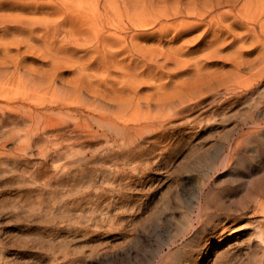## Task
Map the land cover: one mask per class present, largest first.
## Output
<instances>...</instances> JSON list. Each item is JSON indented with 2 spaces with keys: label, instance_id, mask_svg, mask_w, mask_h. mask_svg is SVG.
Instances as JSON below:
<instances>
[{
  "label": "rangeland",
  "instance_id": "1",
  "mask_svg": "<svg viewBox=\"0 0 264 264\" xmlns=\"http://www.w3.org/2000/svg\"><path fill=\"white\" fill-rule=\"evenodd\" d=\"M78 6L70 13L76 17L71 15V21L65 24L67 42L63 41L64 34L58 39L57 58L63 63L58 71L65 80L59 83L60 87L66 86L61 91L79 87L85 95L95 91L107 93L105 86L110 90L114 84L109 81L118 84L125 79L122 72L111 69L125 57L106 54V59L104 52L100 54L101 48L97 53H87L96 49L106 34L96 35L95 27L85 21L86 14L79 16L76 12ZM9 8L2 9L0 5V17L11 20L17 16L19 11ZM51 19L61 24L65 15L59 12ZM5 24L0 27L6 28ZM106 26L105 22L99 29ZM181 42L177 43L178 47ZM151 43L157 48L159 42ZM36 44L42 47L41 42ZM188 46V53L194 56L203 55L206 50L204 43ZM110 50L117 52L115 46ZM86 54L88 62L82 61ZM190 54L188 61L192 58ZM186 59L183 56L181 60ZM108 63L112 67L105 70L104 64ZM134 71L128 73L137 74ZM189 73H182L178 82L184 84ZM169 81L166 77L162 82L168 93L185 89ZM155 84L160 85V82ZM155 84H143L140 96L155 98ZM16 92H13L14 99ZM108 96L117 101L112 110L117 114L119 103L127 96L123 99L120 93ZM48 102L52 104L51 100ZM218 108L208 101L182 115L181 119L170 123L171 127L158 145L146 142L134 149L130 155L132 161L125 166L121 161L114 165L116 156H104L110 153L108 148H115L112 143H92L91 150L87 146L85 150L75 147L69 155L66 146L75 139L72 134L62 128H50L37 136L30 135L33 127L20 119L22 113H7L6 121L0 124V264H123L137 256L139 264L149 261L151 264H190L187 259L191 258V249L197 247L199 239L204 236L202 241L210 244V237L220 232H223V241H228L227 245L222 241L217 246L201 248L207 258L204 264H216L214 255L222 253L219 264H254L259 250L258 235L264 231V215L257 211L256 201L250 202L245 212L237 211L239 207L235 204L233 211L213 206L198 217L199 201L206 190L227 191L234 186L228 177L232 166L228 162L229 145L233 130L248 115L246 107L233 110L224 105ZM27 140L34 141L26 144ZM100 145L101 152H98ZM73 155L76 159L82 156L84 161L70 169L68 157ZM72 190L73 199L87 191L99 193L100 197H89L86 201L90 204L84 206L83 214L78 211V203L67 201ZM187 224L191 228H186ZM177 249L188 258H178L179 262L173 255L168 257L170 251ZM208 251H211V259Z\"/></svg>",
  "mask_w": 264,
  "mask_h": 264
},
{
  "label": "bare ground",
  "instance_id": "2",
  "mask_svg": "<svg viewBox=\"0 0 264 264\" xmlns=\"http://www.w3.org/2000/svg\"><path fill=\"white\" fill-rule=\"evenodd\" d=\"M0 5L2 9L10 7L19 11L11 20L0 17V24L11 21L5 24L6 28L0 27L3 30L0 37V124L6 121L7 113L15 112L22 113L20 119L30 122L34 131L30 135L62 128L75 138L66 146L69 155L75 147L85 150L87 146L91 150L92 143H112L115 148H108L111 151L104 156H116L114 165L121 161L125 166L132 161L130 155L134 149L146 142L158 145L171 122L205 102L216 104L218 109L224 105L233 110L246 107L248 115L233 130L229 145L228 162L232 166L228 177L233 190H206L199 201L198 217L213 206L233 211L235 204L239 207L237 211L245 212L250 202L255 201L257 211L264 215V0H61V3L59 0H7L0 1ZM75 6H78L79 16L86 14L85 21L95 27L96 35L106 34L103 42L87 53H97L101 48L104 58L106 54L125 57L114 68L109 63L104 64L105 70L112 67L127 79L118 84L109 81L117 88L112 85L109 90L105 86L107 93L95 91L85 95L79 87L61 91L66 86L60 87L59 83L65 80L58 71L63 64L62 59L57 58L58 39L60 34L65 35V24L71 21L70 16L76 17L70 15ZM58 11L65 15L61 24L51 19ZM105 22L108 26L99 29ZM64 35L63 41L67 42V34ZM155 40L159 42L157 48L151 43ZM37 42H41L42 47ZM194 43L206 45L203 55L188 53V45ZM113 46L117 52L110 50ZM189 54L192 58L188 61ZM183 56L187 57L185 61L181 60ZM87 57L86 54L82 61L88 62ZM211 64H215V68ZM219 64L222 66L216 68ZM226 67H230L229 70H225ZM129 70L137 74L131 75ZM184 72L190 73L182 84L178 81ZM166 77L170 79L168 83L173 81L176 87L181 85L185 89L168 93L166 84L162 83ZM148 82L153 85L160 82V85L155 84L157 95L151 100L140 96L142 85ZM113 93H120L122 99L127 96L119 103L117 114L112 112L117 101L107 98ZM30 141L25 143L31 144ZM99 147L98 152H101V145ZM68 158L70 169L84 161L82 156ZM71 195H74L73 190L67 201L78 203L80 212L90 204L86 201L89 197H100L99 193L90 191L81 193L78 199ZM82 212L85 214V210ZM186 228L191 225L187 224ZM222 237L223 232L213 234L207 244L202 241L203 236L197 247L191 249V258L182 254L180 248L173 253L170 251L168 257L173 255L176 259L188 258L190 264H204L207 258L201 248L219 245ZM258 238L259 250L254 264H264V231H260ZM227 242L222 243L226 246ZM208 254L211 259V251ZM214 256L219 264L223 253ZM123 264H139L138 256Z\"/></svg>",
  "mask_w": 264,
  "mask_h": 264
}]
</instances>
